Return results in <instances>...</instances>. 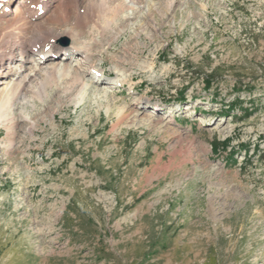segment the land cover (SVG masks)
Listing matches in <instances>:
<instances>
[{
  "label": "rangeland",
  "instance_id": "obj_1",
  "mask_svg": "<svg viewBox=\"0 0 264 264\" xmlns=\"http://www.w3.org/2000/svg\"><path fill=\"white\" fill-rule=\"evenodd\" d=\"M124 2L94 68L47 64L82 91L0 123V264H264V0Z\"/></svg>",
  "mask_w": 264,
  "mask_h": 264
},
{
  "label": "bare ground",
  "instance_id": "obj_2",
  "mask_svg": "<svg viewBox=\"0 0 264 264\" xmlns=\"http://www.w3.org/2000/svg\"><path fill=\"white\" fill-rule=\"evenodd\" d=\"M131 1L139 3V0ZM12 2L15 0H0V78L7 77L0 83L6 85L0 91V123L9 131L11 144L14 142L11 131L17 124L12 112L16 103H22L25 108L36 100H43L53 86L58 98L63 93L75 94L84 89L81 71L64 67L61 72L57 66H48L50 58L59 53H66L69 57L82 53L81 61L94 68L92 59L102 43L97 38L117 35V20L129 8L124 0H22L16 9L10 10ZM161 2L160 7L169 12L176 0ZM87 30L94 34L88 41L85 37ZM61 37L72 40L69 50L60 49L59 43L55 45ZM125 52L128 53V49ZM17 55L21 60L17 61ZM22 61L24 64L17 63ZM28 64L33 67H27ZM59 74L65 77L62 86L58 84ZM128 117V111H124L114 127ZM29 125L30 132H33L34 123Z\"/></svg>",
  "mask_w": 264,
  "mask_h": 264
},
{
  "label": "trees",
  "instance_id": "obj_3",
  "mask_svg": "<svg viewBox=\"0 0 264 264\" xmlns=\"http://www.w3.org/2000/svg\"><path fill=\"white\" fill-rule=\"evenodd\" d=\"M223 144L226 145L224 149H225V151H227L230 148L229 143L227 142V143H223ZM217 146L218 145H216L215 147H213V149L216 150ZM232 155H233V149H231L229 151V155H226V158H230L231 159L232 158ZM234 163H235V161H234Z\"/></svg>",
  "mask_w": 264,
  "mask_h": 264
}]
</instances>
